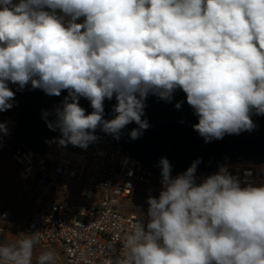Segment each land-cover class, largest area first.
Wrapping results in <instances>:
<instances>
[{
    "label": "clouds",
    "instance_id": "clouds-1",
    "mask_svg": "<svg viewBox=\"0 0 264 264\" xmlns=\"http://www.w3.org/2000/svg\"><path fill=\"white\" fill-rule=\"evenodd\" d=\"M11 85L67 92L42 112L65 147L87 149L97 129L118 141L132 123L130 138L138 139L150 127L149 95L171 102L177 90L205 143L251 132L253 114L264 116V0H0V113L14 106ZM9 134L0 121V144ZM200 163L173 176L160 158L159 194L147 198L114 264H264V183L226 165L198 181ZM20 237L0 244V264H33L42 232ZM35 264L56 257L44 251Z\"/></svg>",
    "mask_w": 264,
    "mask_h": 264
},
{
    "label": "built area",
    "instance_id": "built-area-1",
    "mask_svg": "<svg viewBox=\"0 0 264 264\" xmlns=\"http://www.w3.org/2000/svg\"><path fill=\"white\" fill-rule=\"evenodd\" d=\"M0 114L10 129L0 144V153L9 159L23 182H30L40 201L22 222L25 232L41 231L38 245L59 249L64 264H114L117 257L122 258L126 251L122 247L124 237L131 225L146 215L147 198L158 196L161 173L149 172L126 153L102 144L92 143L87 149L71 144L61 146L57 140L60 135L47 142L46 152L34 153L12 139L11 109ZM37 166L34 178L29 180L26 175ZM228 168L242 180L247 175L257 184L264 183V164H236ZM212 173L197 172V179ZM135 191L140 192V199ZM52 192L70 197L47 200ZM137 201L140 203L133 204ZM1 213L7 215L0 218V244H10L6 234L8 227L14 225L15 209Z\"/></svg>",
    "mask_w": 264,
    "mask_h": 264
},
{
    "label": "water",
    "instance_id": "water-1",
    "mask_svg": "<svg viewBox=\"0 0 264 264\" xmlns=\"http://www.w3.org/2000/svg\"><path fill=\"white\" fill-rule=\"evenodd\" d=\"M12 90L16 92L11 109L12 139L34 153L46 152L47 142L60 132L47 127L42 112H52L67 92L62 91L60 96H49L40 89H32L31 85L23 91H16V86ZM177 101H183L180 109L174 107ZM79 103L86 112L92 111L88 100L81 98ZM115 103L114 99L105 101V119L112 118ZM146 105L143 118L148 120L150 127L138 139L130 138L131 130L138 127L132 123L126 126L118 141L97 129L95 134L99 139L95 143L126 153L146 170L156 174L161 173L158 166L161 157L170 161L172 173L176 175L186 171L197 158H201L197 172H215L221 165L264 164V116L253 114L252 119L257 127L251 132L225 135L223 139L205 143L192 127L198 119L187 104L183 91L177 90L171 102L149 95ZM48 119L54 117L49 116Z\"/></svg>",
    "mask_w": 264,
    "mask_h": 264
},
{
    "label": "rangeland",
    "instance_id": "rangeland-1",
    "mask_svg": "<svg viewBox=\"0 0 264 264\" xmlns=\"http://www.w3.org/2000/svg\"><path fill=\"white\" fill-rule=\"evenodd\" d=\"M0 121H3V118L0 114ZM44 158H46L44 156ZM39 169V166L36 167L34 172L30 175H26L29 180H32L35 176V172ZM21 191V194H20ZM134 194L140 199L141 194L138 191H135ZM70 196L61 197L59 194L52 192L50 197H46L47 200L54 199L65 200ZM40 201L35 197L33 189L29 181L22 180V177L19 173L16 172L12 163L7 159L3 153H0V213L4 209L12 210L15 209V219L14 225H11L7 229L6 237L10 239L12 243L18 240L21 233H26L23 229V223L25 222L29 214L39 205ZM122 203H130L129 200H122ZM140 201H137L133 204H138ZM44 251H51L56 257V264H64L65 259L62 252L53 246H44L40 247L38 244L34 249L33 264L36 262V257Z\"/></svg>",
    "mask_w": 264,
    "mask_h": 264
}]
</instances>
